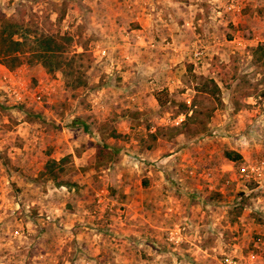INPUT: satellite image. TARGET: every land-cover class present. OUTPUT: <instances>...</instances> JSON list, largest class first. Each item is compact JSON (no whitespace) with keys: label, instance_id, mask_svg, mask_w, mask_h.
I'll list each match as a JSON object with an SVG mask.
<instances>
[{"label":"rangeland","instance_id":"obj_1","mask_svg":"<svg viewBox=\"0 0 264 264\" xmlns=\"http://www.w3.org/2000/svg\"><path fill=\"white\" fill-rule=\"evenodd\" d=\"M1 24L54 37L58 63L88 52L79 89L66 66L0 59V264H264V189L239 177L264 160V0H0ZM69 155L66 186L40 178Z\"/></svg>","mask_w":264,"mask_h":264},{"label":"trees","instance_id":"obj_2","mask_svg":"<svg viewBox=\"0 0 264 264\" xmlns=\"http://www.w3.org/2000/svg\"><path fill=\"white\" fill-rule=\"evenodd\" d=\"M4 19V17L2 18ZM6 21V20H3ZM11 24L8 26H3L1 24L0 28V59L4 61L6 67L11 70H15L24 64H34L37 59L38 61H42V64L45 68H49L50 71H54L56 69H61L64 66V75L67 81V85H72L74 89H79L86 85L85 80L83 79L82 66H76V58L84 59L87 57V49L81 54L74 53L71 56L72 62L65 65L61 62L58 63L60 59L59 56L65 54L64 50L61 49V44H58V41L51 36H45L42 40H36L37 44L40 46L31 44L34 40L29 37V35L22 34L20 38H15V36L19 33L17 29V25H12V30L9 28ZM254 56V64L264 70V45H258L253 49ZM56 58L57 61L55 65L53 63H49L48 59ZM72 81V82H71ZM214 84V92L220 93L219 86L213 82ZM14 105H22V104H14ZM200 113V112H199ZM199 113L194 111L191 115H187L188 121L183 122L181 127H168V131H172L173 135H179L183 133V129L187 128L191 123H197V119H199ZM85 126V124H84ZM87 128V126H85ZM189 128V126H188ZM165 128H161L157 131V133L152 134L154 139H157L158 136L166 137ZM199 133L201 130H198ZM197 132V131H196ZM106 144L103 146L99 145L98 150L108 152L106 149ZM224 157L233 163L239 162L242 160V155L237 153L236 151L226 150L224 152ZM108 158L112 162L114 158V154L108 153ZM71 157L66 156L62 160L57 161L54 159H50L46 165L44 166L40 178H44L46 181H50L54 183L56 186H66L69 182L66 180V175L73 169L74 164H71Z\"/></svg>","mask_w":264,"mask_h":264},{"label":"built area","instance_id":"obj_3","mask_svg":"<svg viewBox=\"0 0 264 264\" xmlns=\"http://www.w3.org/2000/svg\"><path fill=\"white\" fill-rule=\"evenodd\" d=\"M234 5H229L228 10H233ZM7 77V76H6ZM9 80H8V79ZM6 78L3 90V99L5 101L13 100L16 104L26 103V99L31 96L29 85L20 78L9 76ZM44 100L42 91L34 95V101L41 104ZM181 119V118H180ZM182 120V119H181ZM240 178L247 184H256L258 189H264V160L246 163L239 167ZM264 209V208H262ZM254 259V257H252ZM221 264H242L239 259L232 256L224 257Z\"/></svg>","mask_w":264,"mask_h":264},{"label":"crops","instance_id":"obj_4","mask_svg":"<svg viewBox=\"0 0 264 264\" xmlns=\"http://www.w3.org/2000/svg\"><path fill=\"white\" fill-rule=\"evenodd\" d=\"M238 145V144H237ZM217 147L219 146V145H216ZM225 146V145H224ZM217 147H215V148H217ZM231 150H234V151H236L237 153H239L240 155H243V152H242V150H238L237 148H231ZM223 154H224V151H223ZM175 156H178L177 154L175 155ZM205 157H206V160H211L213 157L212 156H206L205 155ZM223 157V160L225 161V160H227L225 157H224V155L222 156ZM244 158H246V156H244ZM243 158V159H244ZM248 158V157H247ZM178 157H174V160L176 161V163H178L177 161H178ZM246 160V159H245ZM228 162H230V161H228ZM264 208V207H263Z\"/></svg>","mask_w":264,"mask_h":264}]
</instances>
